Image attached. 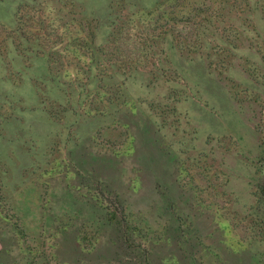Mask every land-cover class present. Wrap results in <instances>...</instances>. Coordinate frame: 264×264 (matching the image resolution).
Segmentation results:
<instances>
[{"label":"rangeland","instance_id":"1","mask_svg":"<svg viewBox=\"0 0 264 264\" xmlns=\"http://www.w3.org/2000/svg\"><path fill=\"white\" fill-rule=\"evenodd\" d=\"M0 264H264V0H0Z\"/></svg>","mask_w":264,"mask_h":264}]
</instances>
